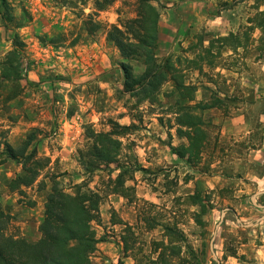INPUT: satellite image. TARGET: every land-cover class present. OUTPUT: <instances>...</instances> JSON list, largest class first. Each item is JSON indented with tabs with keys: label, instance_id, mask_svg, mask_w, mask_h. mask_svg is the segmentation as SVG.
I'll return each instance as SVG.
<instances>
[{
	"label": "rangeland",
	"instance_id": "374dc122",
	"mask_svg": "<svg viewBox=\"0 0 264 264\" xmlns=\"http://www.w3.org/2000/svg\"><path fill=\"white\" fill-rule=\"evenodd\" d=\"M94 1L7 0L15 17L25 11L29 18L19 29L4 25L0 14V63L15 34L25 45L22 79L0 90V204L11 216L7 232L36 242L53 186L72 193L74 186L84 183L101 197L99 219L92 223L100 242L91 264L154 259L151 242L166 244L160 225L169 219L185 238L181 256L194 263L264 264V220L256 222L264 209L251 201L264 190V31L255 22L248 23L264 10V0H213L217 10L210 15L229 10V33L214 35L202 26L193 37L191 21H182L176 13V1L187 0L152 2L160 14L155 57L159 63L172 55L179 58L175 65L185 84L196 87L193 102L181 99L171 81L162 84L154 102L124 92L123 59L106 35L111 25L136 17L138 0H116L104 11L95 10ZM230 33L246 35L245 47L236 53L221 49V55L212 65L203 64L202 71L190 67L187 61L199 49ZM132 65L137 75L145 70L142 60ZM213 95L222 101L221 108L193 112L204 122L206 139L201 159L188 164L169 148L188 143L176 132L177 105L207 103ZM110 121L131 126L129 134L120 138L121 159L133 157L122 163L137 169L125 176V195L112 192L119 173L116 165L88 174L78 162V150L89 143L87 130L108 132ZM30 137L28 153L34 150V159L43 168L31 186L11 192L9 181L23 171L21 164L2 154L3 143L16 149ZM196 191L208 197L202 226L193 216L199 208L185 204ZM254 202L264 207V194ZM227 208L232 211L221 219ZM143 215L154 219L153 230L145 229ZM220 221L214 257L209 244Z\"/></svg>",
	"mask_w": 264,
	"mask_h": 264
},
{
	"label": "trees",
	"instance_id": "16d2710c",
	"mask_svg": "<svg viewBox=\"0 0 264 264\" xmlns=\"http://www.w3.org/2000/svg\"><path fill=\"white\" fill-rule=\"evenodd\" d=\"M116 0H95L94 8L104 11ZM158 0H138L136 17L127 21H121L119 25H111L107 31V41L112 43L120 53L123 62L120 70L123 75L124 92L132 96H140L142 100L154 102L162 84L171 81L179 92L181 99L194 101L196 87L186 85L180 69L179 58L173 59V55L157 61L154 48L157 40V26L159 11L152 2ZM190 1V0H187ZM0 14L4 25H10L19 29L28 21L25 11L20 18L11 13L7 0H0ZM255 22L256 28L264 31V10L257 12L248 23ZM100 25H94L99 29ZM246 36V35H244ZM239 34L230 33L227 37H218L209 42V46L201 48L194 58L187 63L190 67L202 71L203 64L212 65L214 59L221 55L220 50L230 48L232 52L244 48L247 38ZM244 40V41H243ZM200 44V43H199ZM218 44V47H215ZM24 43L15 34L12 39L11 50L6 54L4 61L0 63V90L8 82H16L22 79L21 60L24 58ZM216 49V52L214 51ZM142 60L145 67L141 75L134 73L132 62ZM16 94L8 95L5 101L15 98ZM178 107L177 135L187 140V145L178 147L170 146V151L179 159L191 164L199 161L204 150L206 132L204 122L200 116L193 112L205 111L212 108H221L222 101L215 95L207 103H196L195 106ZM110 131L95 132L88 129L86 138L89 143L84 149L78 150V162L86 173L116 165L119 170L113 181V193L125 195V176L130 177L137 171L134 165L122 161H131V156L125 160L122 157L123 143L120 138L129 134L131 126H122L110 121ZM33 138H29L20 147L13 148L7 142L3 143L2 154L9 160L22 165L23 173L8 183L11 192L20 190L21 187L31 186L39 175L43 165L35 158V151L28 153ZM135 161V159L133 160ZM134 166V167H133ZM72 193H65L55 185L46 198L44 216L39 225L40 238L36 242H30L23 237L9 234L8 224L11 216L4 211L0 204V264H91V255L95 252L100 242L95 235L92 223L99 219V206L101 197L82 183L73 187ZM200 192L196 191L185 199L187 206L199 208L194 213V220L198 225H204L201 217L206 213V200ZM142 222L145 229H154V219L143 215ZM163 230L162 241L151 242L150 255L146 261L137 264H198L181 256L182 243L185 238L176 222L165 221L160 225ZM127 228V227H126ZM130 230V229H128Z\"/></svg>",
	"mask_w": 264,
	"mask_h": 264
},
{
	"label": "crops",
	"instance_id": "0c3cea01",
	"mask_svg": "<svg viewBox=\"0 0 264 264\" xmlns=\"http://www.w3.org/2000/svg\"><path fill=\"white\" fill-rule=\"evenodd\" d=\"M175 4L176 13L180 15L182 21L187 22L189 19L192 23V28L190 29L191 37L197 34L202 26L206 28L207 32L214 35L225 36L229 33L230 19H228L226 14L229 10H219L216 16L210 15L217 10L213 0H209V2H202L201 0L176 1ZM182 32H186V29L182 30ZM172 158L176 160L175 156Z\"/></svg>",
	"mask_w": 264,
	"mask_h": 264
},
{
	"label": "water",
	"instance_id": "95a60500",
	"mask_svg": "<svg viewBox=\"0 0 264 264\" xmlns=\"http://www.w3.org/2000/svg\"><path fill=\"white\" fill-rule=\"evenodd\" d=\"M263 194H264V190L255 193V194L251 197V201H252V203H253L256 207H258V208H262V209H264V207H260V206H258V205L254 202V199H255L256 197H258V196L263 195ZM230 211H232V209H230V208L224 209V210L221 212V219L225 216V214H226L227 212H230ZM263 220H264V216L258 218L256 222H261V221H263ZM236 221H237V223H238L239 225L241 224V223H240V220H239L237 217H236ZM220 223H221V221L216 225L214 235H213V237L211 238V240H210V244H209L210 251H211V253L213 254L214 257H215L214 249H213V246H214V240H215L216 232H217V230H218V228H219ZM253 225H254V223H252V224H248V225H245L244 227H251V226H253Z\"/></svg>",
	"mask_w": 264,
	"mask_h": 264
}]
</instances>
